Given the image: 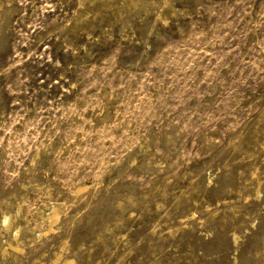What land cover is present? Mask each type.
<instances>
[{"label": "rangeland", "instance_id": "obj_1", "mask_svg": "<svg viewBox=\"0 0 264 264\" xmlns=\"http://www.w3.org/2000/svg\"><path fill=\"white\" fill-rule=\"evenodd\" d=\"M0 264H264V0H0Z\"/></svg>", "mask_w": 264, "mask_h": 264}, {"label": "bare ground", "instance_id": "obj_2", "mask_svg": "<svg viewBox=\"0 0 264 264\" xmlns=\"http://www.w3.org/2000/svg\"><path fill=\"white\" fill-rule=\"evenodd\" d=\"M8 220L5 221V224L7 223ZM8 224V223H7Z\"/></svg>", "mask_w": 264, "mask_h": 264}]
</instances>
